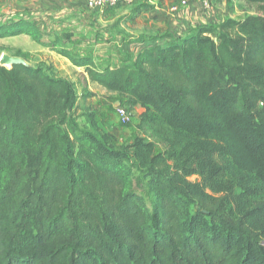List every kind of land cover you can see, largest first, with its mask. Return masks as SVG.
I'll return each instance as SVG.
<instances>
[{"label": "trees", "instance_id": "16d2710c", "mask_svg": "<svg viewBox=\"0 0 264 264\" xmlns=\"http://www.w3.org/2000/svg\"><path fill=\"white\" fill-rule=\"evenodd\" d=\"M240 1L262 14L202 24L145 48L132 66L99 68L28 18L0 21V39L49 46L121 95L123 107L140 104L143 119L154 111L168 127L157 130L166 150L144 138L130 145L155 197L151 211L130 156L95 114L87 116L99 135L77 129L70 80L42 65L0 64V264H264V198L234 218L233 184L216 196L187 179L216 177V155L227 152L264 185V0ZM14 56L31 59L21 49ZM189 199L217 228L186 219Z\"/></svg>", "mask_w": 264, "mask_h": 264}, {"label": "rangeland", "instance_id": "374dc122", "mask_svg": "<svg viewBox=\"0 0 264 264\" xmlns=\"http://www.w3.org/2000/svg\"><path fill=\"white\" fill-rule=\"evenodd\" d=\"M12 1L13 0H0V8H5V11H2L0 14V21L4 19L30 18L34 16L33 11L24 9L21 6L13 8L14 6L11 5ZM182 1L183 0H152L153 3H151L150 0H137L131 4L108 7L101 11L87 8L88 13L87 10L84 13L89 14L92 19L94 18L96 20L95 22L97 25H93L92 27H101L100 29H96V35L93 36L96 40V44H102L105 41L110 44L119 38H124L128 41L131 36L130 31L139 29V25L136 24V10L141 6L147 4L150 8L152 6L150 11L152 10L153 16L151 17L154 19V22H157L152 25V27L166 28L169 12L170 14L174 13L171 11V6L173 4H179ZM187 1L189 3L188 9L183 8V10L181 9L179 12L172 14V18H175L178 13L181 12L186 15L192 7L194 9L199 8L200 15L202 14L204 17V22L211 24L214 22L219 23V21L227 18L242 19L247 15L262 14L258 6L248 5L240 0ZM205 2H209V9H205ZM163 6L166 7L165 11ZM7 7L10 8L7 9ZM155 10L156 13H153ZM166 11L169 12L166 13ZM66 28L68 29L69 27ZM49 34L53 38L52 33ZM51 37L47 40L50 41L52 39ZM68 40V37L64 39L63 35H61V37L58 38L57 46L62 48ZM17 46L22 47L23 50H33V58L29 63L35 66L42 65L49 74L61 77L60 74L66 72L67 76H75L73 85L79 98L77 100L78 109L74 119L77 129L82 132H90L99 135L91 126L89 117L87 116V114L92 112L95 114L100 131L105 132L110 137V141L116 148L125 149L130 156L129 163L134 170L135 188L145 198L150 210L153 211L155 197L148 189L144 172L137 166L135 159L131 157L132 150L130 145L136 138H144V140L157 141L156 152L166 150L164 144L165 140L157 134L158 129L165 130L168 128L166 123L162 121L154 111H151L149 116L143 119L142 114L145 112L146 108L140 104L129 111L130 122L123 123L118 114V108L122 107L121 100H123V98L121 95L110 92L98 85L89 86L87 81L83 79V73H79L78 71L74 72V67L68 60H62V57L57 52L51 50L49 46H37L26 36L0 39V56L3 53L14 56L18 49ZM77 47L75 49H77ZM82 47L85 48L84 50H88L90 48V43ZM97 47L98 51L93 53H96L97 56H104L106 54V47L104 45H97ZM110 48L111 47H108V50ZM94 50L95 48L93 51ZM215 159L220 168L219 174L216 177L207 172L205 175L199 173L192 174L187 177V179L193 183L200 184L208 193L216 196L227 193L226 190H223L226 184H233L235 186V196L228 203L227 210L234 218H237L248 207H251L258 200L264 198V185L257 178L255 173H250L247 170L239 168L227 152L216 155ZM170 162L173 161L171 160ZM194 165V168H197V165ZM220 189L222 191H220ZM186 219L188 221L200 220L209 227L213 225L217 228V225L212 223L210 217L206 215V213L201 212L199 207L190 199L188 200ZM243 246L253 257H259L255 249L249 247L246 243H244Z\"/></svg>", "mask_w": 264, "mask_h": 264}, {"label": "crops", "instance_id": "0c3cea01", "mask_svg": "<svg viewBox=\"0 0 264 264\" xmlns=\"http://www.w3.org/2000/svg\"><path fill=\"white\" fill-rule=\"evenodd\" d=\"M150 1L151 3H153L152 0ZM11 5L14 6L13 8L21 6L24 9L33 11L34 16L28 19L37 24L47 34V39L51 37L49 33H52L53 38L56 36L61 37L63 33L69 34L70 38L64 46L69 48L74 53H78L77 55H85L93 58L97 67L99 68H104L106 66H132L139 53L145 48H150L155 45H167L175 40H180L193 28H196L202 24H211L204 22V17L202 16V14L200 15L199 8L194 9L192 7L186 15L182 14L181 12L178 13L175 18H172V14L174 13L170 14L169 11H166V13L169 12L167 16V27L154 28L152 27V25L157 22H154V19H152L151 17L153 16L152 10L150 11V9L152 8L151 6V8H148L147 10H144L141 13L137 14L136 24L139 25V29L130 31L131 36L129 37L128 41L124 38H119L118 40L110 44L106 41L102 44H96V40L93 38V36L96 35V29H100L101 27H92L93 25H97V23L95 22L96 20L94 18L93 20L89 14L84 13L87 10L86 0H13ZM187 7H185L184 9H188ZM8 8L10 7H7V9ZM165 8L166 7L163 6L164 11ZM4 9L0 8V14L2 13V11H5ZM153 13H156V10ZM5 20L8 19H4V21ZM222 21L224 20L219 21V23L214 22L211 25H218ZM66 27L69 28L67 29ZM21 36L26 35L8 38H18ZM33 43L39 46V44L35 43L34 41ZM89 43L90 48L88 50H84L85 48L82 46L88 45ZM97 45H104L106 47V54L104 56H97L96 53H93L98 51ZM76 47L77 49H75ZM108 47L111 48L108 50ZM17 48L23 50L20 46H17ZM94 48L95 50L93 51ZM23 51L30 52L31 59L33 58V50ZM61 57L62 60L66 59L69 61V59L63 56ZM72 66L74 67V72L78 71L79 73H83V79L87 81L89 86L98 85L100 87H103L98 83L92 82L83 67H77L73 64ZM60 76L68 78V80L72 81V83L75 81V76H67L66 72L60 74ZM137 106L138 105H136L135 108Z\"/></svg>", "mask_w": 264, "mask_h": 264}, {"label": "built area", "instance_id": "2783aa9c", "mask_svg": "<svg viewBox=\"0 0 264 264\" xmlns=\"http://www.w3.org/2000/svg\"><path fill=\"white\" fill-rule=\"evenodd\" d=\"M137 0H86V6L87 8L91 10H102L104 8L108 7H116L118 5H127L135 2ZM189 5L187 0H183L179 4H173L171 6V11L176 13L179 12L181 9L187 7ZM205 9L210 8L209 2L204 3ZM129 109L126 107H120L118 108V114L123 123H129L130 122V113Z\"/></svg>", "mask_w": 264, "mask_h": 264}, {"label": "water", "instance_id": "95a60500", "mask_svg": "<svg viewBox=\"0 0 264 264\" xmlns=\"http://www.w3.org/2000/svg\"><path fill=\"white\" fill-rule=\"evenodd\" d=\"M0 64L4 65L6 67H11L14 64H24V65H31L29 62H27L24 58L19 56H13L9 55L7 53H3L0 56Z\"/></svg>", "mask_w": 264, "mask_h": 264}]
</instances>
